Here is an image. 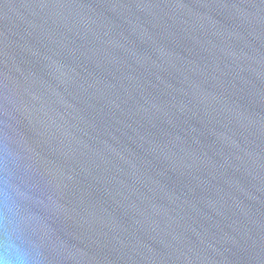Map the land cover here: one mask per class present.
<instances>
[{"label": "water", "instance_id": "water-1", "mask_svg": "<svg viewBox=\"0 0 264 264\" xmlns=\"http://www.w3.org/2000/svg\"><path fill=\"white\" fill-rule=\"evenodd\" d=\"M34 264H264V0H0V188Z\"/></svg>", "mask_w": 264, "mask_h": 264}, {"label": "clouds", "instance_id": "clouds-1", "mask_svg": "<svg viewBox=\"0 0 264 264\" xmlns=\"http://www.w3.org/2000/svg\"><path fill=\"white\" fill-rule=\"evenodd\" d=\"M16 200L9 185L0 188V264H34L19 235Z\"/></svg>", "mask_w": 264, "mask_h": 264}]
</instances>
